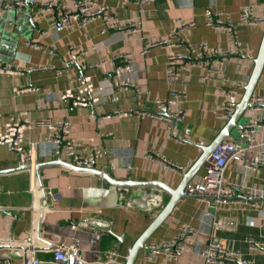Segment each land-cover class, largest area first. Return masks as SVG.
Wrapping results in <instances>:
<instances>
[{
    "label": "crops",
    "instance_id": "crops-1",
    "mask_svg": "<svg viewBox=\"0 0 264 264\" xmlns=\"http://www.w3.org/2000/svg\"><path fill=\"white\" fill-rule=\"evenodd\" d=\"M47 1L37 0V4L21 12L3 10L0 5L1 64L25 68L17 75H0V132L9 120L35 122L68 117L70 139L83 144L92 142L107 151L95 163L96 170L118 182H158L176 190L182 176L198 161L199 147L209 146L229 121L216 112L224 101L222 78L246 84L264 30V24L239 26L235 45L225 32L205 25V11L223 12L236 22L240 7L253 5L264 21V0H153L144 5L136 0H94L105 6L119 24L137 20L140 31L133 36L104 30L101 19L93 20L84 29L56 33L50 26V16H57L80 0L58 1L51 6V12L45 11ZM24 18L27 21L19 27L17 23ZM177 20L190 25L178 34L180 45L172 52L185 53L187 44L197 46L205 42L212 49L234 52L240 61L233 59L224 66L210 63L211 72H206L208 79L204 82L200 78L205 72L195 60L185 66L189 79L182 89L184 97L178 102L183 120L177 122L174 131L166 120L142 118L135 112L125 118L114 117L115 110L137 108L157 114L155 101L169 98L171 89L164 79L168 51L152 47L147 54L141 52L149 41L172 30ZM69 46L86 53H70ZM92 46L97 49H91ZM123 53L132 56L129 71L122 68L119 60ZM117 68L122 77L132 80L135 88L123 91L116 87L120 80L114 76ZM79 77H88L92 85V90L83 94L88 105L69 110L72 101L63 96L67 91L74 97L80 93ZM263 95L264 68L252 98ZM106 116L109 118L103 119ZM243 117L248 118L247 114ZM185 128L190 130V140L177 141L176 136ZM47 135L46 130L39 128L25 134V149L36 144V163L55 160ZM238 137L237 131L233 138ZM257 140L263 141V136ZM151 152L183 170L173 171L150 159ZM204 165L199 166L189 182L203 175ZM16 166L17 155L0 145V170ZM224 180L226 184L246 186L249 196L261 197H241L235 190L232 199L216 209L196 198L181 197L145 241L134 264H204L202 251L210 240L236 252L249 264H264V253L251 251L246 244L248 239L264 240V225L259 216L264 211V167L248 171L241 163L232 161ZM169 199V192L157 187H115L98 176L59 166L41 168L38 177L32 171L0 176V264H22L30 256L48 259L49 248L61 242L77 247L81 258L89 264H104L112 258L122 264ZM222 217L234 218L236 229L212 228V220ZM179 223L198 232L181 258L172 261L158 255L147 260V246L171 239Z\"/></svg>",
    "mask_w": 264,
    "mask_h": 264
},
{
    "label": "built area",
    "instance_id": "built-area-1",
    "mask_svg": "<svg viewBox=\"0 0 264 264\" xmlns=\"http://www.w3.org/2000/svg\"><path fill=\"white\" fill-rule=\"evenodd\" d=\"M3 10L11 11H25L29 6L37 4V0H0ZM61 0H49L45 4V11L51 12V6ZM153 0H136L139 5H144ZM169 1V0H167ZM96 19L103 21L104 30L123 31L128 36L138 34L140 31L139 22L137 20L129 21L119 24L115 17L111 16L107 8L94 0H80L75 3L72 8L61 12L57 16H50V26L56 33L67 30L84 29L90 22ZM264 24V21L255 13L253 5H243L238 11L236 22H232L229 16L223 12L206 10L205 11V25L215 31H223L228 38L236 45L237 28L241 25L257 26ZM190 23L182 20H177L176 25L164 37L149 41L142 50V54H147L152 47H161L168 51L165 66V82L170 86V95L167 99H157L155 104L159 112L152 114L144 111L128 110L123 112L115 110L113 116L117 118H125L130 116L133 112L140 117H150L160 120H166L171 124V131L176 129L177 122L183 120V113L178 108V102L184 97L182 91L185 83L189 79V75L184 73L186 65L191 64V60H195V64L205 72L200 79L206 81L208 74L211 72L210 63L224 66L233 59H238L232 51H223L218 48H210L205 42L199 43L197 46L191 44L186 45L185 53H174L172 48L180 45V38L178 34L186 28ZM39 49V47H36ZM91 49H97L92 46ZM70 53H86L80 48L69 46ZM119 60L123 63L122 68L129 71L132 68V56L129 53L119 55ZM0 61V75L11 74L17 75L25 70L21 66L2 65ZM36 68L33 67V70ZM207 72V73H206ZM114 76L119 78L116 87L119 90L127 91L135 88V84L128 77L120 75V69L114 70ZM78 82L82 88L77 96H73L70 91H67L63 99H70L72 110L77 107H86L88 105L87 99L83 96L84 92H90L92 85L90 79L79 77ZM222 94L224 97L223 103L217 108L216 112L223 119H229L235 110V107L242 95L239 89L243 86L238 82H227L223 77ZM18 92V91H16ZM168 108L172 112L168 114ZM247 114L248 120L241 124L237 131L238 138H225L221 140L213 148L212 152L205 161L204 173L201 177L187 183L183 189V197L196 198L199 201L210 204L215 209L219 204L226 203L232 199L233 191H238L241 197L249 196L248 188L237 183L226 184L224 180L225 170L228 164L232 161L239 162L246 170H256L259 166L264 167V95L250 99L249 108L243 115ZM91 117H95L93 114ZM109 116L103 117L107 119ZM39 128L48 132V141L51 143L53 149L51 150L55 160L64 161L70 165L80 168L95 167L98 162L107 153L106 150L100 146L90 142L83 144L81 142L70 139L71 124L68 117L59 120H52L49 118L36 120L30 122L23 120L22 122L9 120L4 126V130L0 132V145H5L11 152L18 157V165L36 164L35 143L30 144V148L25 149L24 140L25 134L32 129ZM263 136V141H258V137ZM179 142H188L190 140V130L185 128L182 134L176 136ZM149 158L155 160L163 166H167L173 171H182L183 169L169 162L163 156L156 152L149 153ZM249 197H261L253 195ZM264 197V192H263ZM209 214L205 213V216ZM261 224L264 225V211L259 214ZM211 227L214 229L233 231L237 227V221L231 217H222L213 219ZM197 230L192 226L184 223H179L177 226V233L169 240L157 244L150 243L147 246L145 258L152 260L158 255L165 258L177 261L181 258L185 247L192 243V240L197 234ZM246 244L249 250L254 252L264 253V240L248 239ZM51 257L48 259H37L33 256L27 257L22 264H89L85 262L81 256L79 249L71 244L61 242L52 248H49ZM204 264H213L216 261L224 262L225 264H249V261H244L240 256L229 249L224 248L218 242L210 240L202 251ZM104 264H120L116 259L112 258Z\"/></svg>",
    "mask_w": 264,
    "mask_h": 264
},
{
    "label": "water",
    "instance_id": "water-1",
    "mask_svg": "<svg viewBox=\"0 0 264 264\" xmlns=\"http://www.w3.org/2000/svg\"><path fill=\"white\" fill-rule=\"evenodd\" d=\"M264 68V30L262 35V40L259 46L258 53L256 57L253 59V67L249 78L246 84L243 86L242 95L235 107L233 115L229 118V121L225 125V127L221 130V132L216 136L213 142L209 146H200L199 149L201 151L200 157L198 161L192 166V168L182 176L179 186L176 190H170L164 184L158 182H134V181H127V182H118L113 180L108 176V174L103 173L101 171L96 170L94 167L92 168H80L74 165H70L61 160H54L42 163H36L33 166L31 165H18L14 168L0 170V176L3 175H11L18 172L24 171H32L39 176V170L43 167L47 166H59L66 170L75 172V173H87L98 176L102 178L105 182L109 183L115 187H157L161 190L167 191L170 194L169 201L165 204L159 214L155 217V219L151 222V224L146 228V230L141 234V236L137 239L134 243L133 247L130 249L129 254L122 264H134L135 259L137 257L138 251L143 248L145 241L149 238V236L153 233V231L166 219V217L171 213L172 209L174 208L177 201L183 197V189L187 183L191 180L194 176L196 171L198 170L199 166L205 163L206 159L212 152L213 148L218 144L221 140L229 137H233L237 135V132L234 134L233 129L237 130L240 126L239 121L243 117L244 112L249 108V102L257 85V82L263 72ZM44 197V192H43ZM22 251H25L24 248ZM26 260L24 258L23 262Z\"/></svg>",
    "mask_w": 264,
    "mask_h": 264
},
{
    "label": "rangeland",
    "instance_id": "rangeland-1",
    "mask_svg": "<svg viewBox=\"0 0 264 264\" xmlns=\"http://www.w3.org/2000/svg\"><path fill=\"white\" fill-rule=\"evenodd\" d=\"M23 13V12H22ZM22 13H19V14H21L22 15ZM13 16V15H12ZM21 17V16H20ZM13 18V17H12ZM23 21H27V19L25 20V18L23 19V20H21V21H19L18 23H17V25L19 26L20 25V23L21 22H23ZM19 27H22V26H19ZM0 39H1V37H0ZM0 51H1V48H0ZM248 120V118H245V117H242L241 119H240V121H239V125H241V124H243L245 121H247ZM237 132V130H235V129H233V133L235 134Z\"/></svg>",
    "mask_w": 264,
    "mask_h": 264
}]
</instances>
